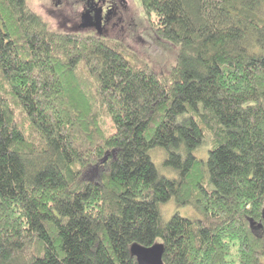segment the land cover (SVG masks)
<instances>
[{
    "label": "trees",
    "instance_id": "16d2710c",
    "mask_svg": "<svg viewBox=\"0 0 264 264\" xmlns=\"http://www.w3.org/2000/svg\"><path fill=\"white\" fill-rule=\"evenodd\" d=\"M139 1L164 72L0 0V264H264V0Z\"/></svg>",
    "mask_w": 264,
    "mask_h": 264
},
{
    "label": "rangeland",
    "instance_id": "374dc122",
    "mask_svg": "<svg viewBox=\"0 0 264 264\" xmlns=\"http://www.w3.org/2000/svg\"><path fill=\"white\" fill-rule=\"evenodd\" d=\"M27 4L50 25L51 29H64L66 24H70L69 28L72 31L81 29L78 27L81 21L80 5L76 0H27ZM147 31H150V27L144 17L140 1L128 0L126 9L119 7L117 14L110 15L103 35L107 38L120 40L129 51L137 54L140 58L142 57L152 70L164 72L174 64L177 48L167 42L155 41L152 35L151 38L146 39ZM209 147L208 140L204 139L200 147L193 150V153L206 160ZM149 154L159 172L167 177H176L175 171L164 165L167 156L166 150L156 147L150 149ZM91 175V178L96 176L95 173ZM159 211L163 221H168L173 214L191 219L200 217V213L192 206L176 203L173 198L167 202L159 203Z\"/></svg>",
    "mask_w": 264,
    "mask_h": 264
},
{
    "label": "flooded vegetation",
    "instance_id": "af4514ba",
    "mask_svg": "<svg viewBox=\"0 0 264 264\" xmlns=\"http://www.w3.org/2000/svg\"><path fill=\"white\" fill-rule=\"evenodd\" d=\"M80 5V18L85 12H87L91 18L90 25L85 27L82 26L81 21L79 22L78 27L83 32L89 33H98L95 26L93 25V17L96 12L100 14V22H101V31L99 34L103 35L105 27L109 23L110 15L117 14V9L121 7L122 9H126L128 7V0H76ZM66 28H61L64 30H72L70 24L65 25Z\"/></svg>",
    "mask_w": 264,
    "mask_h": 264
},
{
    "label": "water",
    "instance_id": "95a60500",
    "mask_svg": "<svg viewBox=\"0 0 264 264\" xmlns=\"http://www.w3.org/2000/svg\"><path fill=\"white\" fill-rule=\"evenodd\" d=\"M91 18L87 12L81 16L82 26L85 27L90 25ZM93 25L95 26L98 33L101 31V22H100V14L96 12L93 17ZM105 158V157H104ZM262 221H264V207L262 208ZM131 255L134 256L135 260H137V264H163L162 262V254L164 247L162 244L155 243L150 245V247H146L143 245H138L133 243L129 247Z\"/></svg>",
    "mask_w": 264,
    "mask_h": 264
}]
</instances>
